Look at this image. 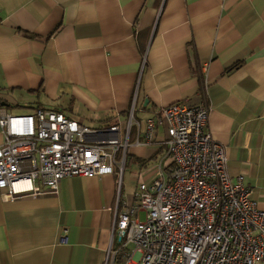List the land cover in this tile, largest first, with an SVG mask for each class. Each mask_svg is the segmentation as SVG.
<instances>
[{
    "label": "crops",
    "instance_id": "obj_1",
    "mask_svg": "<svg viewBox=\"0 0 264 264\" xmlns=\"http://www.w3.org/2000/svg\"><path fill=\"white\" fill-rule=\"evenodd\" d=\"M176 103L206 105L231 181L264 209V0H0V107L122 130L134 107L138 122L121 175L5 202L0 190V264H104L119 192L132 204L173 162L163 116L150 144L136 141Z\"/></svg>",
    "mask_w": 264,
    "mask_h": 264
},
{
    "label": "built area",
    "instance_id": "obj_2",
    "mask_svg": "<svg viewBox=\"0 0 264 264\" xmlns=\"http://www.w3.org/2000/svg\"><path fill=\"white\" fill-rule=\"evenodd\" d=\"M134 113L122 130L90 128L54 109L18 116L0 107L2 201L54 195L65 178L121 175ZM208 115L206 105L176 103L147 120L136 143L150 144L163 116L173 162L139 186L132 204L119 192L104 264H264V209L243 177L231 181Z\"/></svg>",
    "mask_w": 264,
    "mask_h": 264
},
{
    "label": "rangeland",
    "instance_id": "obj_3",
    "mask_svg": "<svg viewBox=\"0 0 264 264\" xmlns=\"http://www.w3.org/2000/svg\"><path fill=\"white\" fill-rule=\"evenodd\" d=\"M22 114H25V113H22ZM130 174L129 173H127L126 174V178H125V183H126V190H127V192H128V194H132L133 192H134V190H135V184L132 182L131 184H128V176H129ZM141 217H142V219L144 218V214L143 213H141ZM131 248H132V246H131Z\"/></svg>",
    "mask_w": 264,
    "mask_h": 264
},
{
    "label": "trees",
    "instance_id": "obj_4",
    "mask_svg": "<svg viewBox=\"0 0 264 264\" xmlns=\"http://www.w3.org/2000/svg\"><path fill=\"white\" fill-rule=\"evenodd\" d=\"M237 65H238V63H237V64H235V65H234V67H236Z\"/></svg>",
    "mask_w": 264,
    "mask_h": 264
}]
</instances>
